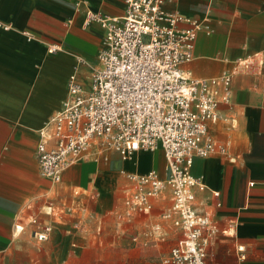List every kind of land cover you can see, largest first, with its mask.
I'll list each match as a JSON object with an SVG mask.
<instances>
[{
  "label": "crops",
  "instance_id": "1",
  "mask_svg": "<svg viewBox=\"0 0 264 264\" xmlns=\"http://www.w3.org/2000/svg\"><path fill=\"white\" fill-rule=\"evenodd\" d=\"M88 8L123 17L126 0H0V264H101L95 247L132 229L149 241L157 236L151 228L163 225L158 218L181 236L176 245L183 238L164 218L169 191L150 213L124 216L127 175L156 171L165 178L162 150L127 161L109 153L71 167L59 184L40 173V131L62 110L70 76L86 81L105 45L101 25H85ZM166 8L204 26L182 70L202 79L233 74L232 102L220 106L208 131L228 156L197 158L191 169L207 187L197 192V210L218 229L207 261L264 264V0H169ZM34 219L52 227L48 241L34 239ZM132 246L110 264H168L175 247L165 256Z\"/></svg>",
  "mask_w": 264,
  "mask_h": 264
},
{
  "label": "built area",
  "instance_id": "2",
  "mask_svg": "<svg viewBox=\"0 0 264 264\" xmlns=\"http://www.w3.org/2000/svg\"><path fill=\"white\" fill-rule=\"evenodd\" d=\"M168 1L126 0L123 17L86 10L85 25L98 23L105 32L99 63L89 66L86 81L77 73L70 76L62 110L39 133L37 156L41 175L59 184L71 167L99 162L109 153L127 161L138 152L162 150L165 178L156 171L127 175L132 186L125 191L124 216L150 213L169 191L172 208L164 218L183 238L166 263L210 264L207 246L218 229L197 210V192L207 187L191 169L197 158L228 156L208 131L220 120V106L232 102L233 74L202 79L182 70L193 60L204 26L168 11ZM182 23L190 27L183 29ZM30 225L36 226L32 235L39 243L49 240L51 226L35 219Z\"/></svg>",
  "mask_w": 264,
  "mask_h": 264
},
{
  "label": "rangeland",
  "instance_id": "3",
  "mask_svg": "<svg viewBox=\"0 0 264 264\" xmlns=\"http://www.w3.org/2000/svg\"><path fill=\"white\" fill-rule=\"evenodd\" d=\"M82 215L86 220L92 217V213L89 209L84 211ZM156 220L160 221L163 225L156 224L151 228L153 233L157 234V236L154 235V238L149 239V241L143 240L142 237H139L141 235L139 231L132 229L129 232H124V234L121 232L120 235H122V238L120 239H114L111 236L107 238L100 248L95 247L102 251L101 264H110L111 261L115 259L114 255L117 252L128 249L130 245H133L134 247H132L136 250H155L167 256L181 236H176L175 233H173L171 225H168L163 219L158 218ZM162 236L165 237L162 238ZM136 239L137 241L134 242Z\"/></svg>",
  "mask_w": 264,
  "mask_h": 264
}]
</instances>
